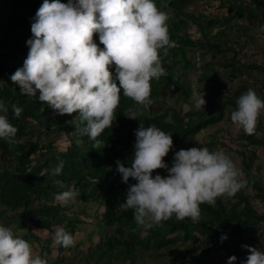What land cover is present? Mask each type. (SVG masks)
Wrapping results in <instances>:
<instances>
[{
	"label": "trees",
	"instance_id": "16d2710c",
	"mask_svg": "<svg viewBox=\"0 0 264 264\" xmlns=\"http://www.w3.org/2000/svg\"><path fill=\"white\" fill-rule=\"evenodd\" d=\"M2 1H5L12 11L7 16L0 12V100L7 106L8 119L18 132L11 140L0 139V206L4 207L0 209V224L9 226L11 222L8 213L12 212V219L19 227V231H26L19 238L28 241L33 248L40 239L37 234L39 231L49 232L55 236L57 227H60L62 221L69 222L67 230L75 233L80 220L76 217L70 219L66 214L69 206H64L55 199L57 194L68 191L71 187L73 190L74 186L78 199L84 202L96 201L105 212L102 221L106 228L104 231L106 242L98 245L103 255L96 253L91 262L85 261L82 264H99L100 258L108 253L122 260V264H127L134 257L138 246L153 248L159 252L162 249H169L178 241L198 239L196 233L204 237L202 251L198 255L187 257L180 264H214L212 259L219 257L221 251L226 253L224 264H227L228 258L232 256L237 257L235 264H243L249 255L242 247L248 245L245 235L255 227L264 225V214H259L253 209L250 195L246 194L249 189H257L264 201V189L252 173V168L260 157L257 148H254V151L239 152L242 163L240 169H243L245 174L242 179L247 181V186L234 197H225L227 200L224 197L217 198L215 206L201 204V216L198 222L194 223L190 218L177 220L173 215L160 226L145 230L136 225L133 210L118 211L122 209L120 205L126 199L129 184H134L136 181L130 178L129 184L123 183L121 175L116 170V161L120 160L126 167L130 166L136 139L135 130L139 127L140 120L145 127L154 124L165 133L172 134L173 146L184 145L186 140L205 129L225 119L231 121L232 112L226 115L224 107L215 112L217 102L213 100L222 93L224 87L216 90L212 88L207 94V107L203 110L197 112L189 110L184 116L173 109L158 113L149 106L148 110L139 117L140 120L125 116L127 109L140 106L130 98L124 97L121 92L120 104L115 110L116 120L112 128H106L98 137L102 145L100 149H95L94 141L77 130L79 121L75 118L78 113L59 115L46 103L40 102L38 96L30 98L22 95L19 86L10 79L18 68L23 67L24 60L27 59L29 52L27 41L32 38L31 25L44 0ZM194 1L197 0H154L158 9L170 16L169 35L176 46L168 49L167 55L161 51L162 66L167 75L151 81L150 98L159 95L163 99L166 93L177 90L184 103H189L192 88L183 82L185 71L192 64L187 57V51L188 47L200 46L205 57L214 54L212 61L206 65L208 69L209 66L217 65L219 70L225 71L226 76L220 73L222 79L226 77L232 84H236L238 79L242 80L231 98L222 95V99L229 102L236 110V101L250 89L246 85L249 80H256L262 76L261 84L264 87V57L261 63L249 64L248 51L250 53L253 51L248 50L247 53L242 54L244 48L250 49L249 46L253 43L264 44V30H262L264 0H228V2L216 0L220 1L221 9H230V14L224 16V20L189 11V5ZM61 2L67 3L68 0ZM163 2H166L164 6ZM204 17L206 23L202 26L200 19ZM238 18L244 22L239 23ZM233 21L238 22L235 26L239 34L235 41L232 39L234 46L226 49L221 45V39L228 37L223 26H232L228 24ZM190 23L198 27V34L206 39L205 42L193 39L191 29L189 30ZM218 27L219 31L213 33L214 28ZM94 40L99 41L98 34L94 35ZM236 46H238L237 50L241 49L236 51ZM99 47L102 49L103 45ZM229 51L232 52V57L225 55ZM220 56H224V59L220 60ZM110 70L115 74V67ZM208 79L213 77L203 75L200 81ZM203 88L200 92L208 91L207 87ZM256 89L264 91V88ZM13 104L23 108L18 119L12 112ZM170 113L171 120L168 121ZM263 121L264 119L259 116L255 134L246 135L244 139L245 148L251 146L264 148ZM58 135L67 137L63 150L54 140ZM212 146L213 143L210 144L211 148ZM164 159L166 160L167 157ZM170 159L173 162V159ZM61 162H63L61 172L54 174V170ZM123 221L125 224L122 228L127 229L129 240H121L124 231L119 228L116 232L121 234V238L113 242L114 237L112 238L108 231L114 230L116 224ZM12 226L14 227V224ZM33 229L38 232L34 233ZM222 235H226L227 239L222 241ZM49 242L51 243L50 240L47 241ZM249 246L257 247L255 244ZM48 247L49 245L40 246L43 254L48 251Z\"/></svg>",
	"mask_w": 264,
	"mask_h": 264
},
{
	"label": "clouds",
	"instance_id": "9594fccd",
	"mask_svg": "<svg viewBox=\"0 0 264 264\" xmlns=\"http://www.w3.org/2000/svg\"><path fill=\"white\" fill-rule=\"evenodd\" d=\"M169 19V14L159 10L154 0H68L67 3L44 0L31 25L27 59L10 79L19 86L22 95L38 96L40 102L59 115L78 113L75 118L79 121L77 130L94 141L93 148L100 149L102 141L98 137L106 128H112L121 92L140 106L127 109L124 114L129 119L140 120L139 117L153 103L151 81L167 75L160 53L163 51L167 55L168 49L176 46L170 40ZM96 34L102 49L94 41ZM113 66L115 74L110 70ZM204 95L193 85L190 99L197 111L205 108ZM236 103L237 109L231 113L232 123L242 128L246 135L255 134L258 118L264 112V99L250 88ZM185 108L190 110L189 105ZM7 112V106L0 100V113H3L0 114V139L11 140L18 129L10 123ZM12 112L18 119L23 108L13 104ZM140 121L135 130L130 166L116 161L122 182L129 184L130 178L136 181L129 184L126 199L120 205L122 209L118 211L133 210L138 227L148 230L160 226L173 215L177 220L190 218L192 222H198L201 204L215 206L217 198L234 197L247 186V181L242 179V170L223 150L192 147L185 141L183 146L187 150L177 151L175 149L179 146L173 147L172 134L154 124L145 127ZM244 149L246 152L255 150L253 146ZM170 150L175 151L169 154ZM62 167L63 162L54 174H59ZM158 169L167 170V176L158 174ZM77 195L73 186V190L71 187L59 193L55 199L66 204ZM99 207L101 212L98 215L97 212L90 214L91 221L96 219L98 228H91L87 252L75 254L83 263L91 262L96 253L103 255L98 245L106 242V228L102 221L105 212L102 206ZM123 224L124 221L117 223L114 230L108 231L114 237L113 242L121 238L116 232L119 228L124 231L121 240H129ZM68 226L69 222L65 228L57 227L54 243L60 246L59 251L72 249L78 244L73 236L82 228L78 226L73 233L67 230ZM225 239L227 236L222 235L221 240ZM48 245L45 253L51 254L52 242L45 247ZM242 247L249 253L243 264H264V252L249 245ZM83 254L88 256L86 260L82 258ZM109 257L122 261L108 253L100 258L99 264ZM236 260L235 256L229 257L227 264H235ZM0 264L48 262L33 252L28 241L15 236L10 227L0 224Z\"/></svg>",
	"mask_w": 264,
	"mask_h": 264
},
{
	"label": "rangeland",
	"instance_id": "374dc122",
	"mask_svg": "<svg viewBox=\"0 0 264 264\" xmlns=\"http://www.w3.org/2000/svg\"><path fill=\"white\" fill-rule=\"evenodd\" d=\"M228 2V0H224ZM166 2H163L162 5L164 6ZM220 1L216 0H197L192 2L189 5L188 10H192L196 14H204L205 16L209 17H215V18H221V20H224V16L229 15L230 9L220 7ZM11 9L5 1L0 0V12L7 16L11 13ZM219 16V17H217ZM206 17L200 19V24L202 26L205 25ZM239 23L244 22L240 18L237 19ZM237 21H233V23L228 24L232 26H223L224 29H226V32L228 34L227 38L221 39V45L223 47L232 48L234 46L233 40L236 39L237 35L239 34V31H237V27L235 26ZM234 24V25H233ZM222 25V23H220ZM191 29L192 37L194 40H203V42L206 41V39L198 34V27L195 26L193 23H190L189 30ZM218 28H214L213 33H216L219 31ZM233 39V40H232ZM98 46L101 45V43L98 40H94ZM242 42L244 40H241ZM187 51V57L191 60L192 64H190V67L185 71L186 76L183 79V82L186 85H189L190 88L193 87V85L197 86V89L200 91L201 89H204L203 87H207L208 91H204V99L207 100V94L211 92L212 88L215 90L217 88L221 89L223 88V91L220 95H218L217 98H215V102H217V106L215 107V112L221 107H224V111L226 115L228 113L235 111L233 106L230 105L229 102H226L224 99H222V95L230 96L232 97L234 91L237 89V86L242 82L241 79H238L236 81V84H232L227 81L226 77L222 79L220 76L222 73L225 75V71L219 70V67L216 66H206L208 62L212 61V57L214 54H209L207 57L202 55V49L200 46L195 47H188ZM238 46L235 47L236 51L240 50L238 49ZM250 49L244 48L242 54L247 53L248 50L253 51L252 53H249L250 56L247 57V60L249 61V64L254 63H261L263 62V50H264V44L263 42H257L256 44L253 43L251 46H249ZM254 49V50H252ZM226 56L232 57V52L229 51L228 53H225ZM224 56H220V60H223ZM170 62V61H169ZM115 67V66H113ZM214 69V70H212ZM203 75H210L213 77V79H208L205 81H200V78ZM226 76V75H225ZM183 77V75H182ZM263 82L262 76H259L256 80H249L248 83H246L247 87L254 89L259 97L261 99H264V91L261 92L256 88L263 89V85L261 84ZM227 89V90H226ZM190 92V90H189ZM224 96V97H226ZM191 97V96H190ZM188 99L189 103H184L183 99L179 97L178 91H173L170 93H166V97L161 99V97L158 95L156 97H153L152 101L153 103L150 105V108H152L153 111L158 113H163L167 109L175 110L176 112L186 116V113L189 111V109L185 108V105H189L190 110L196 111L197 110L192 106L191 99ZM222 99V101H221ZM207 105H205V108ZM204 108V109H205ZM203 110V109H201ZM264 119V112L260 115ZM168 121L171 120V113L167 119ZM264 122V121H263ZM240 132V133H239ZM239 134V136H238ZM238 136V137H237ZM246 137V134L244 133L242 128H237L232 121L230 120H223L222 122L213 125L201 133L197 134L196 136L186 140L187 144H190L192 147H206L210 149V151H216V150H223L226 155L230 157V159L235 163V165L240 168L242 166L241 158L239 156V152L243 150V152L246 150L244 149V145L246 141L244 140ZM65 135H58L54 137V140L56 144L63 150L65 148L64 142L66 140ZM213 143L212 148L210 147V144ZM177 147V146H173ZM243 147V148H242ZM257 148V153L260 155L259 159L256 161L252 168V173L254 176H256V179L258 180L259 184L264 189V148L263 147H254ZM181 149H185L183 145L179 146L175 150L179 151ZM173 150L172 153L175 151ZM187 150V148L185 149ZM171 153V154H172ZM169 165L168 162H165ZM242 172L244 171L241 169ZM158 174L162 176H167V170L165 169H158ZM156 173V174H157ZM155 174V175H156ZM243 175L244 172H243ZM246 194L250 195V203L259 214H264V201H262L259 191L257 189H249L246 191ZM225 198V197H224ZM227 200V198H225ZM64 206H69L68 210L66 211L67 215L71 218L76 217L77 219L81 220V223H78L77 226H80L82 230H78L75 235L73 236L76 241H78V244L72 246V249L65 248L62 251H59L60 246L56 245L54 243L55 236L52 233L49 232H38V230L33 229L40 237V239L37 241L35 247L33 248V252L35 254H38L41 256V258L46 259L48 264H82L81 258L78 257L75 254L80 253L83 251L84 253L87 252L89 247V236L91 233V228L93 227L95 230H97L98 225L96 223V219L91 221L90 214L91 213H100V207L97 203H84L81 199H78L77 196L69 201L66 204H63ZM3 206H0V209H3ZM13 213H8V218L10 220V225L8 227L11 228L13 234L17 237L22 236L26 233L25 230L19 231V227L17 226L16 222L12 219ZM83 222V224H82ZM14 224V227L12 226ZM67 221H62L60 224V227L65 228L67 225ZM71 234L70 232H68ZM249 235H245V238L247 240V244H255L261 252L264 251V225H261V227H255L253 231L248 232ZM198 236V239L196 240H189L187 242L178 241L173 246L169 247V249H162L159 252H156L153 250V248L146 249L144 247H139L136 249L135 255L132 259H130L127 264H180L185 260L187 257L198 255L202 251V245H203V239L204 237L196 233ZM51 241L52 245L51 248V254L48 253H42L40 246L45 247L47 244V241ZM86 244L81 246V244ZM74 247V248H73ZM226 256V253L221 251L219 253V257L212 259V262L214 264H224V258ZM82 258L86 260L88 256L85 254L82 255ZM122 261H114L111 257L109 259L105 260L102 264H122Z\"/></svg>",
	"mask_w": 264,
	"mask_h": 264
},
{
	"label": "crops",
	"instance_id": "0c3cea01",
	"mask_svg": "<svg viewBox=\"0 0 264 264\" xmlns=\"http://www.w3.org/2000/svg\"><path fill=\"white\" fill-rule=\"evenodd\" d=\"M171 153H172V151L170 150L169 154H171Z\"/></svg>",
	"mask_w": 264,
	"mask_h": 264
},
{
	"label": "bare ground",
	"instance_id": "6f19581e",
	"mask_svg": "<svg viewBox=\"0 0 264 264\" xmlns=\"http://www.w3.org/2000/svg\"><path fill=\"white\" fill-rule=\"evenodd\" d=\"M74 248V247H73Z\"/></svg>",
	"mask_w": 264,
	"mask_h": 264
}]
</instances>
